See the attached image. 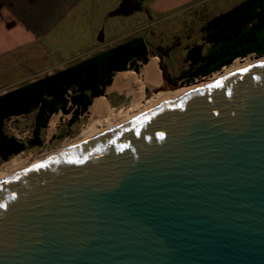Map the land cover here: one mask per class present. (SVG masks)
Segmentation results:
<instances>
[{
	"label": "water",
	"instance_id": "95a60500",
	"mask_svg": "<svg viewBox=\"0 0 264 264\" xmlns=\"http://www.w3.org/2000/svg\"><path fill=\"white\" fill-rule=\"evenodd\" d=\"M0 264H264V61L0 180Z\"/></svg>",
	"mask_w": 264,
	"mask_h": 264
},
{
	"label": "trees",
	"instance_id": "16d2710c",
	"mask_svg": "<svg viewBox=\"0 0 264 264\" xmlns=\"http://www.w3.org/2000/svg\"><path fill=\"white\" fill-rule=\"evenodd\" d=\"M201 32L203 43L209 47L204 53L203 43L189 47L186 54L189 69L180 74V79H204L238 59L262 58L264 0H244L205 22ZM158 50L160 55H165L170 48L159 47ZM149 54L143 38H132L0 95V157L8 160L24 149L23 144L4 132L6 120L36 109L33 138L38 142L40 132L47 127L52 115L70 114L69 123H74L87 113L94 99L103 96L115 75L128 71L138 74L141 67L149 63ZM154 57L162 60L159 54ZM159 66L163 68L161 63ZM164 77L171 83L166 75Z\"/></svg>",
	"mask_w": 264,
	"mask_h": 264
},
{
	"label": "rangeland",
	"instance_id": "374dc122",
	"mask_svg": "<svg viewBox=\"0 0 264 264\" xmlns=\"http://www.w3.org/2000/svg\"><path fill=\"white\" fill-rule=\"evenodd\" d=\"M202 16H187L182 20L176 21H154L151 22V24L149 19H143L139 21L137 19L135 22L132 21L131 23H125L129 25L119 24V27L117 28L118 35L115 37L114 41H126V36H129L128 29L131 28L132 25L135 27L137 26L136 28L138 29L135 28L136 31H134V29L130 31H134V33L131 34V37H141L145 40L150 53L149 57H154L155 55L159 54V56L162 58L160 63L162 64L164 70L163 68L161 69L158 64L157 66L161 71L163 80H165L164 75H166V77L171 81L172 85L181 87L189 86L196 81H202L211 76L210 75L204 79H195L193 81H190L188 78L180 79L179 77L180 74L188 71L189 69V63L186 60V54L188 52L189 46H191L193 43H203L201 27L206 22L204 19L209 15ZM89 27L90 25L87 22H74L71 29H66V27H64V29L61 31L63 37L54 36L52 39H44L42 47H32L33 51L36 50L37 52V50H41L42 54L40 57H38V55H36V57H33L32 55H24L22 57V54L26 51L18 54H10L9 57L5 58L3 62H5V65L8 67L9 65L11 66L0 72V91H11L31 82L32 80L40 79L46 75H50L56 71L62 70V67H64L66 64V60H60L61 58H67L68 65L72 62H75L73 60L78 59H76V53L81 52L83 48H86V46L83 44L86 40L85 36L91 33V31L88 29ZM113 38L114 37H106L104 40L111 41ZM98 40L100 41L99 44L104 42L102 38ZM159 47L163 49L170 48V51L168 54L160 55V51L158 50ZM208 47L209 45L207 43H203L202 52L204 53ZM248 58L256 60V58L253 57ZM153 60L156 59L151 58L149 62ZM143 66L141 67L138 74H135L132 71H128V73L137 75L138 80L141 81L139 76ZM100 98L106 102L110 110L123 115L120 117V119L128 112H131V97H125L124 95L118 96L117 94L107 96V94L105 95L104 93ZM151 98V89L143 87V100L141 101L140 106L145 107L147 103L151 101ZM35 115L36 109L25 115L12 117L5 121L4 132L6 135L23 144L24 149L19 154L11 156L8 160H3L0 157V167L16 156H21V160H23L25 163L32 164L37 158H39V156L42 157L44 155H48L49 153L60 150L64 144L75 141L81 135V130L88 124L89 119L88 113H86L82 116H79L78 120H76L74 123H69L71 117L70 114H55L58 115V121L54 131L51 133V135H49L48 127H46L40 132L39 140L37 142L33 138Z\"/></svg>",
	"mask_w": 264,
	"mask_h": 264
},
{
	"label": "crops",
	"instance_id": "0c3cea01",
	"mask_svg": "<svg viewBox=\"0 0 264 264\" xmlns=\"http://www.w3.org/2000/svg\"><path fill=\"white\" fill-rule=\"evenodd\" d=\"M243 1L244 0H0V72L11 66L9 65L8 67L5 65V62H3L10 54H18L26 51L22 54V57L24 55H32L33 57L38 55V57H40L42 54L41 50L39 49L36 52V50L33 51L32 47H42L44 39H52L54 36L63 37L61 31L64 27H66V29H71L74 22L83 21L89 23L90 27L88 29L91 33L85 36L86 40L83 45L86 46V48L76 53V59H78H74L73 61L75 62L68 65L67 58L60 59L66 60V64L62 69L123 43L121 40L114 41L115 37L118 35L117 28L119 24L131 23L132 21L135 22L137 19L138 21L149 19L151 24V22L154 21H176L182 20L187 16L209 15L204 19V21L207 22L211 18L227 12ZM136 27L132 25V27L128 29L129 36H126L127 40L132 39L131 34L136 31ZM133 29L134 31L130 32ZM106 37L114 38L111 41H105L104 38ZM100 38L104 40L101 44H99L100 41L98 40ZM193 45L195 44L193 43L191 46ZM151 58H155L159 66V58L148 57L149 60ZM6 92H8V90H1L0 95ZM114 94L120 95L118 93H111L107 96Z\"/></svg>",
	"mask_w": 264,
	"mask_h": 264
},
{
	"label": "bare ground",
	"instance_id": "6f19581e",
	"mask_svg": "<svg viewBox=\"0 0 264 264\" xmlns=\"http://www.w3.org/2000/svg\"><path fill=\"white\" fill-rule=\"evenodd\" d=\"M259 61H264V57L260 58V60H252L251 58L242 61L237 60L229 67L224 68L218 73H214L205 80L196 81L189 86H180L179 88H173L164 82L161 71L155 60L143 66L139 76L141 81L138 80V76L135 74L128 72L119 73L114 76L112 84L106 88L105 94L109 95L111 93H118L125 97H131V112H128L120 119L123 115L110 110L109 106L102 98L94 99L87 111L89 118L88 124L82 128L81 135L76 140L74 139L75 141L64 144L60 150H65L71 146L77 145L106 130L116 127L173 97L216 82L223 77L245 69ZM143 87L150 88L152 91L151 101L148 102L145 107L140 106L141 101L143 100ZM57 121L58 115H53L48 120L47 127L49 135L54 131ZM58 151L49 153L48 155L55 154ZM48 155L42 157L39 156V158H37L32 164L42 161ZM20 157L21 156H16L0 167V180L8 178L31 165L25 163Z\"/></svg>",
	"mask_w": 264,
	"mask_h": 264
}]
</instances>
